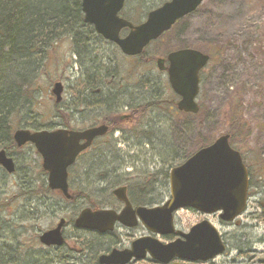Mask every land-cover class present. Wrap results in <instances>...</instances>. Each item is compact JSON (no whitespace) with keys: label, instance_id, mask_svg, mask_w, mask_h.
Returning a JSON list of instances; mask_svg holds the SVG:
<instances>
[{"label":"rangeland","instance_id":"obj_1","mask_svg":"<svg viewBox=\"0 0 264 264\" xmlns=\"http://www.w3.org/2000/svg\"><path fill=\"white\" fill-rule=\"evenodd\" d=\"M169 1L127 0L121 16L138 25L149 12ZM83 39L78 45L65 39L51 49L31 112L24 109L16 130L54 131L64 128V123L84 130L114 115L132 117L134 107H152L140 120L124 124L123 132L98 141L71 168V188L81 196L87 195L103 207L101 203L110 200L112 191L128 182L134 197L137 193L133 187L139 190L148 185L152 189L149 202L161 205L170 197L171 170L227 134L229 126L224 117L239 95L244 101L249 134L237 138L238 149L254 161L264 157V0H205L138 57H125L98 35L94 38L84 33ZM182 49L211 57L200 76L197 102L202 113L193 116L177 111L174 104L179 97L171 89L167 73L160 72L156 64L158 58ZM57 82L64 87L59 104L52 92ZM89 89L95 93L93 103L86 100ZM113 107L118 113L113 114ZM7 152L17 165V173L8 175L0 167V245L19 244L21 251H27L21 255L30 252L37 263L68 264L65 250H47L39 242V236L55 228L62 218L70 222L65 229L68 246L74 236L88 237L96 244V234L75 229L74 206L55 205L52 197L41 200L31 193L46 181L35 148L27 145ZM263 185L264 178L259 182ZM262 204L264 187L256 192L250 186L247 210L237 220L240 225L224 223L219 214L181 210L175 214V226L185 234L207 220L221 233L227 250L206 264H264ZM77 207L78 214L89 207V202L85 204L81 198ZM142 232L139 229L129 234ZM123 238L128 245L130 241Z\"/></svg>","mask_w":264,"mask_h":264},{"label":"water","instance_id":"obj_2","mask_svg":"<svg viewBox=\"0 0 264 264\" xmlns=\"http://www.w3.org/2000/svg\"><path fill=\"white\" fill-rule=\"evenodd\" d=\"M205 0H170L160 8L151 11L146 21L133 25L120 17L126 0H82L84 23L92 25L97 35L115 44L126 57L140 56L151 42L158 40L185 17L194 13ZM129 34L121 37V32ZM158 60V69L167 71L172 90L180 97L179 112L197 115V97L200 90V72L208 65L210 57L194 49H183ZM64 87L61 82L54 85L56 102L62 100ZM108 127L101 125L84 131L58 129L38 131L20 129L13 135L18 148L34 145L42 158L43 170L48 174V185L53 191H60L67 199L69 194L68 169L77 157L96 138L103 137ZM230 136L222 135L212 145L199 150L182 165L171 170L169 175L170 199L153 208H132L127 188L122 187L113 195L125 204L117 214L110 210H83L75 220V228L104 234L112 232L117 223L133 228L139 220L148 232L155 235H178L180 239L165 245L152 237H145L132 243L125 251L114 250L101 256L100 264H128L134 257L142 259L147 253L163 264L173 259L190 263H208L226 252L222 236L209 222L194 226L188 234L177 232L174 214L182 209H193L203 215L219 214L224 223H233L247 208L249 173L241 154L230 145ZM0 166L14 174L16 165L5 150L0 151ZM61 220L53 230L43 233L40 242L46 247L61 248L65 244Z\"/></svg>","mask_w":264,"mask_h":264},{"label":"trees","instance_id":"obj_3","mask_svg":"<svg viewBox=\"0 0 264 264\" xmlns=\"http://www.w3.org/2000/svg\"><path fill=\"white\" fill-rule=\"evenodd\" d=\"M84 33L94 38L97 36L94 28L84 23L82 0H0V151H12L16 147L13 133L18 126L17 119L23 111L31 112L38 92L37 83L46 69L51 49L65 39L78 45L84 41ZM83 50L88 52L86 47ZM234 99L224 117L229 126L227 134L231 146L242 154L249 170L250 186L257 192L258 188L264 187L259 186L260 179L264 178V157L254 161L238 149L237 138L245 134L248 137L249 126L244 117L242 96ZM151 107L152 104L132 108L131 119L140 120ZM123 123L129 125L126 121ZM62 127L71 129L66 123ZM31 193L44 198L53 195L46 182ZM100 206L93 200L89 202L92 209ZM21 248L19 244L12 247L0 245V264H42L33 260L30 252L22 256L27 251L23 252Z\"/></svg>","mask_w":264,"mask_h":264},{"label":"flooded vegetation","instance_id":"obj_4","mask_svg":"<svg viewBox=\"0 0 264 264\" xmlns=\"http://www.w3.org/2000/svg\"><path fill=\"white\" fill-rule=\"evenodd\" d=\"M121 17H123V16H121ZM128 33H129V29H125L122 31L121 35L126 36ZM168 56H169V54L167 55L166 58H158L156 60L157 67H158V63H157L158 60H164L165 61L164 67L168 68V66H169V63L167 61ZM160 72H166L168 75L167 71H160ZM168 80H169V78H168ZM89 91H90V93L87 95L86 100H89L90 102H92L91 101L92 96H94L95 93H92V91L90 89H89ZM103 103H104V101H103ZM174 106L176 107V103L174 104ZM111 110L113 111V114L115 112L118 113V111H116L117 109L114 110V107L111 108ZM123 121H126L127 124H130V123H132L133 120L131 119L130 115H124V116L114 115L111 118L103 119V121H102L103 123L96 121V123L92 124L89 128H87V129H90V128L98 127L101 125H105L109 128L106 136L103 138L96 139L93 146L100 140H105L109 136L112 137V134H114V133L123 132L124 131V128L122 127L124 125ZM87 129H84V130H87ZM133 132L134 131H132V133ZM84 154H81L79 156L77 162H79V159L82 158ZM15 165H16V163H15ZM15 171L17 173V165H16ZM70 175H71V170L69 171V175H68V180H69L68 183H69V193L72 196V199L69 200V199L65 198L61 194V192H59V191H55V192L51 191L53 193V195H51V197L53 198V200H54L53 204H55V205L58 202L59 205L60 204H62V205L69 204L71 206H74L73 210H71V212L74 216V221H75L76 217L79 215V212H81L83 209L80 210L77 214V209L79 208V207H77V205L81 201V197H80L81 194H79L77 191H75L71 188V184H70V181H71L70 177L71 176ZM123 186L127 188V194H128L130 203H131V205L135 211L140 207L150 208V207L154 206L149 202L150 196L152 195V189L148 188V185H144L145 187L143 186V188H141L139 190L137 189V187H135V188L133 187V189L137 193L136 197L133 196L131 185L128 182H122V184H120L118 187H123ZM83 196H84L83 202L85 204H88V202H90L91 199L89 197H87V195H83ZM39 199L43 200L44 197H39ZM51 206L54 207V205H51ZM124 207H125V205L122 202H119L112 194L110 196V200H108V202L105 203L102 208L115 211L116 213H121ZM262 208L264 209V205L262 206ZM65 220H66V225H65V229H66V227L69 226L70 222H68V219H65ZM74 221H73V223H74ZM235 223L240 225V221H236ZM65 229L63 231V236L65 239V245L61 248L50 247V248H45V249H47V250H54L55 249L56 251L57 250L58 251H64L65 250V252L68 253V256H69V257L65 256L67 258V260L69 261L68 264H100L99 257L101 255H109L114 250L124 251V250L130 249L132 243L135 240L145 238V237H150V236L153 238L158 237V239L162 243H167V244L172 243L178 239V237L175 235L160 236V237L156 236L154 234L151 235L149 232H147L145 230V228L141 224H137V226L134 228H127L121 224H117L114 231H112V232H107L104 234H99V233L95 232V234L98 236V242L96 244L92 243L91 239H89L88 237L81 238L80 236H74V237L69 238L73 242L71 241V243L68 246V238H66ZM120 229H122V230H120ZM139 229L142 230L143 232L139 233L137 235L129 234L130 232H135L136 230H139ZM117 231H121V232L125 233V235H122V234L118 235ZM84 233H87V232H84ZM123 236L125 237V239H127V241H130L128 245L126 244V241L124 240ZM225 244H226V242H225ZM94 247H95V249L93 250ZM64 255H66V254H64ZM177 263L178 264H190L189 262H186V261L180 260V259H173L168 264H177ZM128 264H163V263H160V262L154 260L150 256V254L147 253V255L144 256V258H142V259H136L134 257ZM194 264H201V263L197 262Z\"/></svg>","mask_w":264,"mask_h":264}]
</instances>
